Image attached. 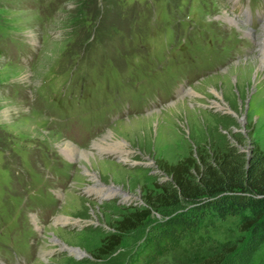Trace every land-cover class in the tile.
Listing matches in <instances>:
<instances>
[{
  "label": "rangeland",
  "instance_id": "obj_1",
  "mask_svg": "<svg viewBox=\"0 0 264 264\" xmlns=\"http://www.w3.org/2000/svg\"><path fill=\"white\" fill-rule=\"evenodd\" d=\"M96 1L0 0V264H129L164 216L147 202L171 179L163 168L218 133L245 156L264 153V107L253 104L264 90V0H125L151 8L147 33L117 40L131 28H114L124 24L106 11L94 24L115 45L82 57ZM47 76L55 88L40 97ZM112 235L119 245L101 256ZM226 244L235 249L224 264H264V241L235 216L151 264H189Z\"/></svg>",
  "mask_w": 264,
  "mask_h": 264
},
{
  "label": "trees",
  "instance_id": "obj_2",
  "mask_svg": "<svg viewBox=\"0 0 264 264\" xmlns=\"http://www.w3.org/2000/svg\"><path fill=\"white\" fill-rule=\"evenodd\" d=\"M124 1H96L97 16L86 18L87 26L93 24L94 29L83 38V44L78 46L77 51L81 49L78 53L76 51V55L85 57L93 48L96 51L99 49L95 53L100 56L106 46L109 47L108 53L117 40L127 39L126 44L130 46L134 29H142L138 32L140 35L147 33V24L152 19L151 8L147 3L141 5L134 2L128 5ZM106 11L116 13V18L124 24H113L116 26L114 28H131L130 33L122 31L116 37L117 40L112 41L109 35H105L106 32L99 31L98 24L94 23H99ZM211 137L196 154L191 153L163 168L171 175V179L147 202L153 209L162 210L164 216L140 243L129 264H151L158 255L181 248L185 242L189 243L198 229L215 220H225L228 216L237 217L240 230L249 237L258 242L264 241V153L254 146L251 153L245 156L226 136L218 133ZM149 212L147 209L142 213L123 216L117 229H127L123 225L125 222L140 223ZM119 241L115 235L108 236L98 247V253L101 256L111 253ZM234 249L235 246L226 244L217 252L193 257L189 264H224L226 256Z\"/></svg>",
  "mask_w": 264,
  "mask_h": 264
},
{
  "label": "crops",
  "instance_id": "obj_3",
  "mask_svg": "<svg viewBox=\"0 0 264 264\" xmlns=\"http://www.w3.org/2000/svg\"><path fill=\"white\" fill-rule=\"evenodd\" d=\"M7 64L10 65V66L12 65L13 67L17 68L19 66H22V64H24V63H19L16 60H9L7 62ZM45 79L48 80V81H43L42 80V82H39L37 90H40V92L38 91L40 93V97H43V96L51 97V95H52L51 90H53V88H55V84H53V82L51 81V78H49L48 76ZM45 83H47V86L43 88L42 85L45 84ZM56 123H59V122H56ZM61 123L64 124V125H68L69 123H71V120H69V119L63 120V119H61Z\"/></svg>",
  "mask_w": 264,
  "mask_h": 264
},
{
  "label": "bare ground",
  "instance_id": "obj_4",
  "mask_svg": "<svg viewBox=\"0 0 264 264\" xmlns=\"http://www.w3.org/2000/svg\"><path fill=\"white\" fill-rule=\"evenodd\" d=\"M261 63H263V62H261ZM259 64V63H258ZM257 72V71H256ZM261 74V73H260ZM257 76V75H256ZM255 76V77H256ZM258 79V78H257ZM260 84V83H259ZM260 87V86H259ZM181 98V97H180ZM262 98H264V90H262L261 88H258L257 89V93H256V95H255V97L253 98V104H254V106H255V108L256 109H258L260 112L262 111V108L264 107V106H262V104L261 103H257L258 102V100H261ZM174 105V104H173ZM132 122H135V120H133ZM113 145V144H112ZM65 146H66V148L68 149V151H70V153L72 152V153H74V146L73 147H71V145L69 144V143H66L65 144ZM64 148V147H63ZM116 148V147H115ZM72 149H74V150H72ZM119 148H117V149H114V150H118ZM75 153L77 154V155H79V156H84V151H77V150H75ZM74 157V156H73ZM90 161V160H89Z\"/></svg>",
  "mask_w": 264,
  "mask_h": 264
},
{
  "label": "flooded vegetation",
  "instance_id": "obj_5",
  "mask_svg": "<svg viewBox=\"0 0 264 264\" xmlns=\"http://www.w3.org/2000/svg\"><path fill=\"white\" fill-rule=\"evenodd\" d=\"M59 182H61L62 184L66 183L65 180L61 179V178H56Z\"/></svg>",
  "mask_w": 264,
  "mask_h": 264
},
{
  "label": "water",
  "instance_id": "obj_6",
  "mask_svg": "<svg viewBox=\"0 0 264 264\" xmlns=\"http://www.w3.org/2000/svg\"><path fill=\"white\" fill-rule=\"evenodd\" d=\"M71 249H72V248H71ZM74 250H78V249L74 248Z\"/></svg>",
  "mask_w": 264,
  "mask_h": 264
}]
</instances>
